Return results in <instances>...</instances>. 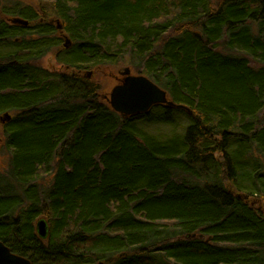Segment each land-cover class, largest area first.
Instances as JSON below:
<instances>
[{"label": "trees", "instance_id": "trees-1", "mask_svg": "<svg viewBox=\"0 0 264 264\" xmlns=\"http://www.w3.org/2000/svg\"><path fill=\"white\" fill-rule=\"evenodd\" d=\"M36 1L0 0V241L31 264H264V0ZM51 20L74 73L37 65ZM127 59L190 111L101 101L84 72Z\"/></svg>", "mask_w": 264, "mask_h": 264}, {"label": "water", "instance_id": "water-1", "mask_svg": "<svg viewBox=\"0 0 264 264\" xmlns=\"http://www.w3.org/2000/svg\"><path fill=\"white\" fill-rule=\"evenodd\" d=\"M12 25L27 27L28 21L20 18L10 20ZM58 29L62 24L57 20ZM70 44V41H67ZM66 43V47H67ZM91 74H89L90 76ZM122 80L110 94L108 99L110 107L123 118L147 114L158 105H168L190 111L183 106L175 105L165 90L155 84L148 77L143 75H132L131 69L126 68L121 72ZM12 119L9 113L0 116V122L6 124ZM37 234L41 239H46L49 234V227L46 219H40L36 225ZM0 264H31L30 261L22 256L12 253L4 243L0 241Z\"/></svg>", "mask_w": 264, "mask_h": 264}, {"label": "rangeland", "instance_id": "rangeland-1", "mask_svg": "<svg viewBox=\"0 0 264 264\" xmlns=\"http://www.w3.org/2000/svg\"><path fill=\"white\" fill-rule=\"evenodd\" d=\"M21 1L22 5H29V6H37L36 0H16ZM13 19V17L8 18L7 20L10 23V20ZM49 23H53L58 29V23L57 20L49 21ZM57 37L61 38V46L57 49L50 52L48 55H46L44 58H42L37 65H39L42 69H45L46 71L50 73H58V74H65V73H74L73 71L68 70L67 68L60 66L57 61V56L60 54L61 51H63L65 48L66 50L71 47V44L69 45L67 41L70 39L68 36L62 34V28L58 29ZM67 43V47L65 46ZM71 43V41H70ZM220 51H224V48L221 46L218 47ZM129 68L131 69L132 75H138L134 68L131 66L129 60H123V62H120L119 64L110 65V66H103L96 69L88 70L84 72V75L86 78L92 80L94 83L97 84L100 88L99 97L101 101H104L106 103L108 102V99L110 98V94L113 91V89L120 84L122 80L121 72L124 71V69ZM89 74H91L89 76ZM11 116H13L12 113H10ZM2 116V115H1ZM182 123H185L184 120H181ZM3 126L4 123L0 122V172L6 173L9 167V160L10 156L6 152L4 145H3ZM142 127L145 128L147 131L154 133V134H169V126L164 125H156V124H149L145 125L142 124ZM260 210L264 213V205L257 206ZM44 219V218H42Z\"/></svg>", "mask_w": 264, "mask_h": 264}, {"label": "flooded vegetation", "instance_id": "flooded-vegetation-1", "mask_svg": "<svg viewBox=\"0 0 264 264\" xmlns=\"http://www.w3.org/2000/svg\"><path fill=\"white\" fill-rule=\"evenodd\" d=\"M70 44H71V43H70ZM70 44H69V45H70ZM69 48H70V47H69ZM64 50H66V48H65Z\"/></svg>", "mask_w": 264, "mask_h": 264}]
</instances>
